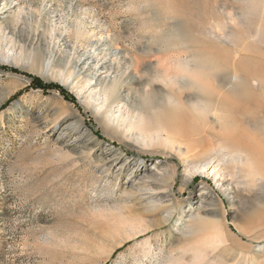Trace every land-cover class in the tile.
Here are the masks:
<instances>
[{
  "label": "rangeland",
  "instance_id": "374dc122",
  "mask_svg": "<svg viewBox=\"0 0 264 264\" xmlns=\"http://www.w3.org/2000/svg\"><path fill=\"white\" fill-rule=\"evenodd\" d=\"M0 11V66L21 71L0 68V264H264V0ZM86 50L108 57L106 86L115 78L99 111L71 84L84 83L70 59ZM218 143L227 182L200 171Z\"/></svg>",
  "mask_w": 264,
  "mask_h": 264
},
{
  "label": "bare ground",
  "instance_id": "6f19581e",
  "mask_svg": "<svg viewBox=\"0 0 264 264\" xmlns=\"http://www.w3.org/2000/svg\"><path fill=\"white\" fill-rule=\"evenodd\" d=\"M4 11V10H3ZM3 11H0V14L3 12ZM2 36V33H1V31H0V37ZM10 54H11V52H7V53H5L4 54V56H3V59L2 60H4V61H6L7 60V58L10 56ZM53 57V51H49L48 52V55H47V60H46V66H48V64H49V62L51 61V58ZM71 60V64H72V74H74L76 77H80V76H84V77H86L85 79H84V83L81 85V84H79V80H74L73 82H71V84H73V87H76L77 89H76V91H75V94H76V97L77 98H79L80 99V101L81 102H83V100H81V98L82 97H84V99H88V100H92V101H94L95 102V104H96V107L98 106V111L101 109V107H103L104 105H105V103H106V101L109 99V98H111V96H113L114 94H115V88H114V86H115V78H114V76L111 78V80H110V82H109V84H107V86L105 85V80H107V79H109V77H110V75H111V68H112V66H111V63H108L107 61H109V59H108V57H100L99 56V54L96 52V51H94V50H89V51H84V52H82L80 55H78V56H75V57H72V59H70ZM69 60V61H70ZM162 70V69H161ZM215 73V72H214ZM163 74H165V73H163ZM212 75H213V73H212ZM211 75V76H212ZM162 76V75H161ZM207 76H209V74L207 75ZM213 76H215V75H213ZM218 76V75H217ZM216 77V76H215ZM214 77V78H215ZM165 78V77H164ZM167 78H169V79H171V76H169V77H167ZM213 78V77H212ZM75 79V78H74ZM169 79H167V80H169ZM193 79V78H192ZM163 80V79H162ZM179 80V79H178ZM184 81V80H183ZM193 81V80H192ZM194 81H195V79H194ZM164 82H166V81H164ZM174 82V81H173ZM179 82V81H178ZM187 82V81H186ZM196 82V81H195ZM197 83V82H196ZM195 83V84H196ZM204 83V82H203ZM202 83V84H203ZM230 83V82H229ZM193 85H194V83H193ZM198 85V84H197ZM207 85V84H206ZM230 85V84H229ZM180 86V85H179ZM196 86V85H195ZM200 86H202L201 84H200ZM199 86V87H200ZM239 87V86H238ZM208 88L210 89V91L211 90H213V88L211 87V85L210 86H208ZM217 90V89H216ZM219 90V89H218ZM217 90V91H218ZM214 91H215V89H214ZM221 91V90H220ZM213 92V91H212ZM218 93H220V92H217V94ZM225 93V92H224ZM121 95V94H120ZM119 95V96H120ZM172 95V94H171ZM221 95H223L222 93H221ZM123 96V95H122ZM223 96H225V95H223ZM182 97V96H181ZM205 97V96H204ZM216 98H217V96H216ZM98 99H101L100 100V102H98ZM167 99V98H166ZM168 99H169V97H168ZM197 100V99H196ZM209 100V99H208ZM121 101V100H120ZM187 101V100H186ZM188 101H190V100H188ZM199 101V100H198ZM210 101V100H209ZM93 102V103H94ZM115 102V101H114ZM119 102V101H118ZM185 102V101H184ZM202 102V101H201ZM207 103H208V101H206ZM183 103V102H182ZM186 103V102H185ZM189 103V102H188ZM194 103H198V102H194ZM119 104V103H118ZM206 104V103H205ZM212 104H216V102L215 103H212ZM112 105V104H111ZM114 105V104H113ZM186 105V104H185ZM189 105V104H188ZM187 105V106H188ZM193 105V104H192ZM209 104H206V106H208ZM157 106H159V105H157ZM198 105H195V107H197ZM199 106H201V105H199ZM206 106H202L201 108L202 109H204V108H206ZM212 106H214V105H212ZM212 106H208V107H210V109H212L211 107ZM120 107V106H119ZM180 107H182V106H180ZM162 108V107H161ZM198 108V107H197ZM108 109V108H107ZM118 109H120V108H118ZM117 109V110H118ZM184 109H186V107L184 108ZM195 109V108H194ZM116 110V111H117ZM197 110H199V109H197ZM215 110H216V108H215ZM109 113H110V109H108L107 110ZM121 111V110H120ZM188 111V110H187ZM203 111H205V109L203 110ZM218 111V110H217ZM119 112V111H118ZM198 112V111H197ZM196 112V113H197ZM200 112V111H199ZM211 112H212V110H211ZM120 113V112H119ZM118 113V114H119ZM118 114L117 115H115V117H117L118 116ZM203 114V113H202ZM215 114V113H214ZM219 114V113H218ZM221 114H223V113H221ZM198 115H201V114H197V116ZM216 117L217 116H219V115H215ZM214 116V117H215ZM189 117V116H188ZM196 117V116H195ZM199 117V116H198ZM215 117V118H216ZM219 117H221V116H219ZM216 118V122L220 119V118ZM223 117V116H222ZM203 118V117H202ZM188 119V118H187ZM187 119L185 120V122L187 121ZM218 119V120H217ZM166 120V119H165ZM194 120V119H193ZM200 121H201V119H199ZM195 121H197V119L195 120ZM166 122V121H165ZM188 122V121H187ZM202 122V121H201ZM197 123H199V122H197ZM218 123V122H217ZM167 124V123H166ZM188 124V123H187ZM196 124V123H195ZM198 125H200V124H198ZM184 126H186V125H184ZM214 126V125H213ZM199 127V126H198ZM203 127V125L202 126H200V128H202ZM207 127V126H206ZM210 128H211V126H209ZM190 129H192V127L190 128ZM206 130V129H205ZM183 131V130H182ZM199 131L201 132V129H199ZM208 131V130H207ZM212 131H214L213 129H211V133H212ZM218 132H219V127H218V130H217ZM185 132V131H184ZM198 132V131H197ZM199 133V132H198ZM198 133H196V134H198ZM209 133V132H208ZM210 133V134H211ZM214 133V132H213ZM171 134V133H170ZM193 134V133H192ZM207 134V133H206ZM217 134V133H216ZM216 134H214V135H216ZM172 135V134H171ZM233 135V134H232ZM68 136V132L65 130V128H62V130L59 132V137L60 138H66ZM169 136V135H168ZM191 136V135H190ZM199 136V135H198ZM206 136V135H205ZM176 137V136H175ZM196 137V136H195ZM215 137V136H214ZM214 137H213V139H214ZM177 138V137H176ZM190 138H194V137H190ZM203 138V137H202ZM210 138V137H209ZM180 139H182V138H180ZM179 139V140H180ZM185 139V138H184ZM197 139H199V137L197 138ZM170 140V139H169ZM172 140H173V138H172ZM209 140L210 139H208L207 140V142H205L201 147H196V150H194V151H197V148H200L198 151H206L207 149H210V147H211V145L212 144H214V143H211V142H209ZM219 140V139H218ZM225 140V139H224ZM224 140L223 141H221V143L223 142V143H225L224 142ZM198 141V140H197ZM201 141V140H200ZM217 141V140H216ZM191 142H193V141H191ZM202 142V141H201ZM201 142H199V143H201ZM214 142V141H213ZM177 143V142H176ZM194 143V145H197V143L195 144V142H193ZM193 143H191V145L193 144ZM203 143V142H202ZM180 145H182V144H180ZM179 144H178V146H180ZM185 145V144H184ZM187 145V144H186ZM189 145V144H188ZM218 145V149H217V152L218 153H215L214 155H211V156H207L206 157V160L204 161V163L201 165V169H200V171L202 172V173H204L205 175H208V176H212L213 178H216L217 180H220L221 182H227V181H229V179H228V177H227V174H225V170H227V169H225V167H224V157H220V155H219V150H221V149H225L226 150V146H228V145H226V144H224V145H226V146H224V145H222V144H220V143H218L217 144ZM217 147V146H216ZM179 148V147H178ZM228 149H231L230 147H227ZM233 149H234V147H233ZM232 149V150H233ZM191 150V148H189L188 146L186 147V151H190ZM231 150V152H233L232 153V159L233 160H236V159H240L241 158V150H238V151H236V150H233L232 151ZM213 151V150H212ZM192 152V151H191ZM214 152V151H213ZM223 152V151H222ZM236 152H238V153H236ZM200 153V152H199ZM230 153V152H229ZM198 154V153H197ZM222 154V153H221ZM223 155V154H222ZM229 155V154H228ZM202 156V155H201ZM231 156V155H230ZM246 158V157H245ZM225 162H226V160H225ZM155 167H156V165L155 164H152L151 166H149V168L148 169H150V170H153V169H155ZM199 167V166H198ZM147 169V168H146ZM145 169V170H146ZM197 169V168H196ZM188 172H189V170H188ZM185 173V172H184ZM191 173H192V171H191ZM201 173V174H202ZM186 175L185 176H188V173H185ZM227 177V178H226ZM216 180V181H217ZM220 183V182H219ZM229 183V182H228ZM221 184V183H220ZM219 184V185H220ZM232 184V183H231ZM225 185V184H224ZM226 186V185H225ZM224 186V187H225ZM223 187V186H222ZM229 188V187H228ZM230 189V188H229ZM224 192V191H223ZM229 192H231V190H229ZM226 195H228V194H226Z\"/></svg>",
  "mask_w": 264,
  "mask_h": 264
},
{
  "label": "trees",
  "instance_id": "16d2710c",
  "mask_svg": "<svg viewBox=\"0 0 264 264\" xmlns=\"http://www.w3.org/2000/svg\"><path fill=\"white\" fill-rule=\"evenodd\" d=\"M0 68L5 71L21 72L17 68H13V67L0 66ZM24 74H26L28 78L30 79V82H29L30 87L39 88V89H42L43 91H46L48 89H54V90L59 91L65 99H68L71 102H76L75 98L69 95L67 91L65 90V88L59 83H56L53 81L44 82L37 76L31 75L29 73H24Z\"/></svg>",
  "mask_w": 264,
  "mask_h": 264
}]
</instances>
